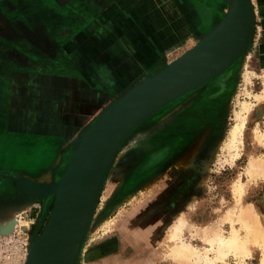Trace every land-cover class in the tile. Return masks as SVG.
Listing matches in <instances>:
<instances>
[{
    "label": "rangeland",
    "instance_id": "rangeland-1",
    "mask_svg": "<svg viewBox=\"0 0 264 264\" xmlns=\"http://www.w3.org/2000/svg\"><path fill=\"white\" fill-rule=\"evenodd\" d=\"M44 2L46 0H0V119H7L6 131L2 132L3 127L0 131V162L3 158L7 160L5 167L0 164V223L11 217L15 219L11 227L0 228V264L26 262L28 240L41 234L54 201L53 195L49 194L45 204L35 202L27 208H21L23 203L21 196L18 198L15 176L10 174L36 175L39 173L36 172V160L42 157L43 152L35 149L32 153L27 151L25 154V148L22 154V146L16 140L13 141V138L21 135L23 129L35 124L36 117L41 116L37 113L38 109L43 110L44 116L49 115L55 119L56 113L64 112L62 114L65 115V120L74 110L71 105L75 103L73 93L67 90L59 91L58 86L53 85L54 80L58 82L59 78L63 77L59 72H64V67L69 66L67 26L72 18L67 15L69 11H66L69 0H50L49 10L54 17L59 13L63 15L62 12L67 16V19L62 20H58L56 16L52 27H48L42 18L44 10L41 5ZM214 2L220 9L219 17L211 23L208 19L204 20L206 32L201 34L200 38L217 26L227 11L226 0ZM250 3L254 27L247 49L208 81L184 93L139 123L121 144L119 153L113 164L108 167L99 189L91 214L95 228L97 217L100 215L96 212L103 208L106 198L103 197L104 191L114 180H119L126 174L123 168L132 165L134 157L146 148L149 137L154 140L163 133L175 131L177 123L185 118L187 110L196 104L210 106V110L214 112H211L207 119L205 117L198 122H189L188 134L183 136L180 146L178 139L169 145V148L176 150L173 163L163 167L151 184L145 185L140 192L139 198L155 194V198L160 200L161 211L171 212L150 214L147 220L150 227L160 225H157L160 227L158 235L154 236L158 238V243L155 248L152 247L151 252L154 251V257L163 262L162 264H179L167 253L165 243L170 225L180 214L186 225L181 238L195 249L196 253L192 259L197 260L196 264L260 262L261 247L253 248L250 256L241 259L229 250L224 256H219L216 244L209 241L214 231L221 232L224 237L230 234L232 223L226 212L235 202L233 187L237 184L243 185L244 188L242 203L258 210L261 213L259 215L264 218V170H254L256 173L250 175L248 172L251 170L250 161L256 156L259 159L264 156V98H261L264 96V0H250ZM82 11L78 10V13ZM76 16L75 21L79 18L78 14L74 17ZM207 16L209 14L205 17ZM5 38L10 39V42L4 43ZM199 39L194 43L189 40L180 48L174 49L167 64L192 49ZM225 73L227 75L222 85L221 79ZM4 78L6 87L3 85ZM214 85L219 88L208 91L209 86ZM203 90L206 95L210 92L207 102L201 101ZM126 91L108 95V100L92 117L91 123L99 118L106 106L115 103ZM243 103H249L248 114L241 112ZM241 115H246L243 135L240 142L229 151L226 144L228 133ZM3 133L8 139L2 137ZM14 150H19L15 156L12 155ZM69 159L66 155L58 171L53 174L54 179L61 178ZM152 164L150 160L144 163L138 168V173H143ZM123 179L126 181L124 186L128 188L132 186L135 177L126 174ZM138 199L133 197L129 202L133 204ZM31 206L35 211H29ZM122 212L123 209H120L119 214H109L111 217L103 218L102 224L100 223L104 224L101 227L103 231L109 229ZM109 221L111 223H108ZM25 222L28 224L23 226ZM234 226L238 229L239 223L235 221ZM87 237L88 235L85 237L81 259L77 264H84Z\"/></svg>",
    "mask_w": 264,
    "mask_h": 264
},
{
    "label": "crops",
    "instance_id": "crops-1",
    "mask_svg": "<svg viewBox=\"0 0 264 264\" xmlns=\"http://www.w3.org/2000/svg\"><path fill=\"white\" fill-rule=\"evenodd\" d=\"M50 3L46 0L41 5L44 10L42 18L48 27L54 25L56 16L58 20L67 19L64 12L54 17L49 10ZM81 9L83 11L79 14ZM219 10L214 0H69L66 10L69 11L67 15L72 17L67 26L69 66L64 67V72H59L63 77L58 82L54 80L53 85H57L59 91L73 93L75 103L71 105L74 110L67 114L69 118L65 120L64 112L56 113L55 119L44 116L43 110L38 109L37 113L41 116L36 117L34 126L23 129V133H19L21 135L13 138L22 146V154L25 148V154L35 149L43 152L42 157L36 160V172L51 168L56 158L58 162L52 165L53 174L58 171L66 155L69 159L68 156L73 153L70 147L72 139L92 124V117L106 103L108 95L128 90L145 76L157 72L162 64H167L174 49L189 40L194 43L199 39L206 32L204 20L208 19L211 23L219 17ZM75 14L79 15L77 21ZM208 14V18L205 17ZM9 40L5 38L4 43ZM3 81L6 87V79ZM5 120L0 119L2 132L6 131ZM2 137L8 139L4 133ZM164 144L155 142L150 136L146 148L135 154L132 165L123 168V171L132 175L149 159L150 153ZM18 152L14 150L12 155ZM3 159L0 164L5 167L7 160ZM163 160L148 167L128 188L124 186L126 181L123 177L126 174L106 188L104 206L96 212L100 214L97 228L91 218L84 264L163 263L154 257V251L151 252L158 243V238L154 236L158 235L160 225L150 227L147 220L150 214L171 212L161 211L160 200L155 198V194L139 198L145 185H150L157 173L172 163V159ZM133 197L139 199L132 204L129 201ZM120 209H123L120 216L109 229L103 231V218L119 214ZM29 211H35L33 206Z\"/></svg>",
    "mask_w": 264,
    "mask_h": 264
},
{
    "label": "water",
    "instance_id": "water-1",
    "mask_svg": "<svg viewBox=\"0 0 264 264\" xmlns=\"http://www.w3.org/2000/svg\"><path fill=\"white\" fill-rule=\"evenodd\" d=\"M227 1L228 13L196 48L142 78L80 131L64 173L54 186L60 187L59 201L56 207L53 202L51 225L31 264H75L101 183L123 137L175 96L221 72L250 45L254 27L250 0Z\"/></svg>",
    "mask_w": 264,
    "mask_h": 264
},
{
    "label": "bare ground",
    "instance_id": "bare-ground-1",
    "mask_svg": "<svg viewBox=\"0 0 264 264\" xmlns=\"http://www.w3.org/2000/svg\"><path fill=\"white\" fill-rule=\"evenodd\" d=\"M226 2H227V11L225 15L228 13V10H229L228 1L226 0ZM205 35L203 36V38L199 39V41L195 44L194 47H192V49L196 48V46L204 39ZM192 49H189V50H192ZM164 66L165 64L161 65V67H164ZM226 75L227 73H225L224 77L221 79V83L223 79H225ZM184 93L182 92L179 95L175 96L174 98H172L171 100H169L168 102H166L165 104H163L162 106H160L159 108L151 112L149 115L144 117L141 121H139L123 137V139L119 143L117 150L111 160V164H113V162L115 161V158L117 154L119 153L118 151L121 147V144L123 143L125 138L139 123H141L143 120H145L146 118H148L149 116H151L156 111L163 108L164 106L173 102L178 97H180L181 94H184ZM261 98H264V96H261ZM242 109L243 110L241 112L248 114L249 103H243ZM245 120H246V115L239 116L237 122L230 128L229 133H228V138H227L228 143H226L229 151L233 149L238 142H240L241 137L243 135ZM79 135H80V132H78V134H76V136L72 139L70 143L71 148ZM256 157H254L253 159L251 158L252 160L249 163V166L251 168V170L248 171L249 175L256 173V171L254 170H258V169L264 170V156L262 159H259ZM56 162H58L57 158L54 160V163H52V165L54 166ZM52 165H51V168L45 169L44 171L39 173L37 176H29L27 174L17 175L15 173L10 174L11 176L14 175L16 177L15 182L18 188V198L21 196L22 203H23V205L21 206L22 209L27 208L28 206H30L31 204L35 202H40L42 204H45L48 200V197H49L48 195L50 192H52V195L54 198L53 202L55 203V207L57 206L58 201H59L60 187L54 189V186H56L58 180L53 178V172H52L53 166ZM233 188H234V193L236 194L235 202L233 206H231V208L227 210L226 212L228 215L229 221L232 223L230 234L229 236L224 237L222 236L221 232L219 233V232L214 231L212 233V237L209 238V241L211 243L216 244L217 246L216 252L219 256H224L226 251L229 250V251H233L234 254L240 257L241 259H243L244 257L250 256L253 248L261 247V258H260L259 264H264V218H262L259 215L261 213H259L258 210L245 206L242 203V194L244 190L243 185L237 184ZM94 207H95V204L93 206L92 212L94 210ZM51 218H52V215L49 214V218L44 226V229L42 230V233L39 236L31 237V239L28 240L29 242L26 247L27 253H28L26 262L28 261V264H31L32 262L35 261L36 255L39 252L42 242L45 238V235L47 234V231L51 225ZM14 220L15 219H13V217L9 219H5L4 221L0 223V228L3 227L7 229L11 227L13 225ZM235 221L239 223L238 227L240 229L239 228L237 229L234 226ZM108 223H111V221H109ZM27 224L28 222H25L23 226H26ZM185 226L186 225L180 214L175 219V221L170 225L169 230L167 232L166 243H165L166 250H167V253H169L170 256L173 257V259L177 261L179 264H196L197 260L192 259V256H194L196 253L195 249L190 243H186L182 241V238H181L184 233L183 230H185L184 229ZM88 227H89V224H86L85 226L86 231L88 230ZM83 240H84V232L81 237L80 245L76 252L75 264H77L79 259H81L80 256L82 254L81 252H82V248L84 244Z\"/></svg>",
    "mask_w": 264,
    "mask_h": 264
},
{
    "label": "flooded vegetation",
    "instance_id": "flooded-vegetation-1",
    "mask_svg": "<svg viewBox=\"0 0 264 264\" xmlns=\"http://www.w3.org/2000/svg\"><path fill=\"white\" fill-rule=\"evenodd\" d=\"M213 88L218 89L219 86L218 85H214L213 87L209 86L208 91H212ZM209 94H210V92H209ZM209 94L206 95L204 90L201 91V96H202L201 101L202 102L209 101V98H208ZM209 110H210V106H208V107L204 106V105L199 106L197 104L195 106H193L192 108L188 109L187 112L184 115L185 118H183L181 122L177 123V125H176L177 127H176L175 131L170 132V133H163L162 135H160L158 137H155V139H154L155 142L162 143L164 141L166 144H164L161 148L157 149L156 151L150 153L149 159L147 161H145L144 163H146V162H148L150 160L151 162H153L152 165H154V164L158 163L159 161H162L163 159L164 160L172 159V163H173V160L176 157V150H172L171 148H169V145L171 143L175 142V139H178V140H180L179 141V146H180L181 143H182L183 136L185 137L188 134L189 124L192 123L193 121H196V122L201 121V120H203L202 118H205V117L207 119L209 117L210 113L214 112L213 110L212 111L211 110L209 111ZM169 138H171V139L167 140ZM165 140H167V141H165ZM142 165L138 166L133 171L132 177H135V179H137V177L140 175L138 173V170H139L138 168L141 167Z\"/></svg>",
    "mask_w": 264,
    "mask_h": 264
}]
</instances>
